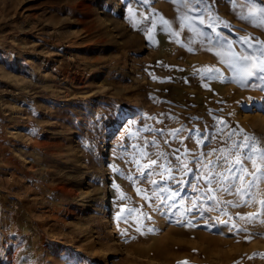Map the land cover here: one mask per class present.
<instances>
[{
  "label": "rangeland",
  "instance_id": "1",
  "mask_svg": "<svg viewBox=\"0 0 264 264\" xmlns=\"http://www.w3.org/2000/svg\"><path fill=\"white\" fill-rule=\"evenodd\" d=\"M261 51L264 0H0V264H264Z\"/></svg>",
  "mask_w": 264,
  "mask_h": 264
},
{
  "label": "snow or ice",
  "instance_id": "2",
  "mask_svg": "<svg viewBox=\"0 0 264 264\" xmlns=\"http://www.w3.org/2000/svg\"><path fill=\"white\" fill-rule=\"evenodd\" d=\"M201 23H203V21L201 20L200 21ZM261 57H264V51H261ZM244 60L245 61H248L249 64H246L245 65V72L248 74V75H253L254 72L253 71H249V65L252 69H254L256 72H259V73H264V59H261V58H257L256 61L254 63H252V57H244ZM261 90H264V89H261ZM236 147H246L248 148V151L251 152L252 149L251 147H249L247 145V142L244 141V142H241L240 144H237ZM249 159H251V157L249 156L248 157ZM261 159L264 160V155L261 156ZM237 163H239V161H237ZM237 179H239V177H237Z\"/></svg>",
  "mask_w": 264,
  "mask_h": 264
},
{
  "label": "bare ground",
  "instance_id": "3",
  "mask_svg": "<svg viewBox=\"0 0 264 264\" xmlns=\"http://www.w3.org/2000/svg\"><path fill=\"white\" fill-rule=\"evenodd\" d=\"M256 74H257V72L255 73V75H256ZM261 122H262V123H261L259 126L264 127V117L262 118ZM261 162H262V161H261ZM261 162H260V163H261ZM246 169H247V168H246ZM248 169H249V167H248ZM248 169H247V170H248ZM252 169H253V168H252ZM194 190H195V189H194ZM232 200H233V199H232ZM191 203H192V202H191ZM192 204H193V203H192ZM225 213H226V212H225ZM225 213H224V214H225ZM247 213H248V212H247ZM248 214L251 215L252 213H251V214L248 213ZM246 216H247V215H246ZM253 217H254V216H253ZM249 218H250V216H249ZM250 219H251V218H250ZM253 220H254V219H253ZM255 220H257V219H255ZM257 221H258V220H257ZM255 222H256V221H254V223H255ZM225 242H226V241H224L223 243H225ZM262 253H263V252H262ZM229 257H230V256H229Z\"/></svg>",
  "mask_w": 264,
  "mask_h": 264
}]
</instances>
